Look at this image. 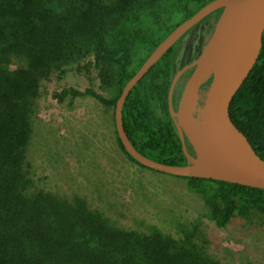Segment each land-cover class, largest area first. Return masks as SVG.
I'll return each instance as SVG.
<instances>
[{"label":"trees","instance_id":"16d2710c","mask_svg":"<svg viewBox=\"0 0 264 264\" xmlns=\"http://www.w3.org/2000/svg\"><path fill=\"white\" fill-rule=\"evenodd\" d=\"M168 1L0 0V264H223L198 242L200 217L181 222L180 238L157 227L142 233L114 225L82 196L33 190L27 152L42 80L73 69L89 72L90 57H95L103 84L114 91L112 97L74 86L54 91L53 97L64 101L91 96L116 107L136 72L129 71L132 50L150 43L149 56L180 23L212 0L181 3L183 15L174 23ZM161 29L164 33L157 37ZM181 39L135 85L123 107L124 126L135 147L154 160L176 165L189 164L190 159L167 104L154 100L157 81L151 76L158 68L172 71V52ZM230 113L264 159V34ZM118 141L132 158L119 137ZM189 179L191 188L202 189L210 216L220 227L235 216L247 217L253 208H264L262 188Z\"/></svg>","mask_w":264,"mask_h":264},{"label":"rangeland","instance_id":"374dc122","mask_svg":"<svg viewBox=\"0 0 264 264\" xmlns=\"http://www.w3.org/2000/svg\"><path fill=\"white\" fill-rule=\"evenodd\" d=\"M186 1H168L171 23L182 17L179 5ZM219 16L211 14L183 36L176 47V68L202 53ZM149 44H138L132 50L130 72H135L148 56ZM90 58L89 72H57L40 84L27 152L33 190L44 189L67 198L82 196L94 212L114 225L142 233L157 227L164 234L180 238L181 222L200 217L198 242L223 264H264V208H253L247 217L235 216L225 227L218 226L210 216L202 189L191 188L189 177L149 168L126 155L116 133L114 105H104L91 96L64 101L53 97L54 91L69 86L91 87L107 97L114 95L103 84L97 59ZM210 78L211 74L202 84L203 92L200 90L202 105ZM186 151L193 161L197 152L188 141Z\"/></svg>","mask_w":264,"mask_h":264},{"label":"water","instance_id":"95a60500","mask_svg":"<svg viewBox=\"0 0 264 264\" xmlns=\"http://www.w3.org/2000/svg\"><path fill=\"white\" fill-rule=\"evenodd\" d=\"M221 10L214 32L204 50L191 64L180 69V75L194 66L176 107L171 106L183 148L187 141L205 165H176L154 160L141 153L132 143L123 122V107L135 85L191 29L202 20ZM222 34V38L219 36ZM264 34V0H212L193 16L180 23L150 53L139 69L125 84L116 101L115 124L118 137L133 159L149 168L180 177H197L228 181L264 189V159L256 152L248 137L234 123L230 105L255 63ZM255 36L258 50L246 64L249 40ZM205 68L211 69V81L204 100L200 132L187 125L186 116L196 76ZM207 78V77H206Z\"/></svg>","mask_w":264,"mask_h":264},{"label":"flooded vegetation","instance_id":"af4514ba","mask_svg":"<svg viewBox=\"0 0 264 264\" xmlns=\"http://www.w3.org/2000/svg\"><path fill=\"white\" fill-rule=\"evenodd\" d=\"M176 57H177V52L174 50L172 52V71H170L171 68H158L154 73L153 76H151V79L154 78L156 82V88L154 89V100H160L162 104H167V108L171 114V116L174 118L175 117L172 115L171 111V106L173 105L174 107L177 106L179 99L182 95L183 88L190 77L192 71L194 70V66L188 68L185 70L180 77L178 78L174 90H173V95L171 93L172 90V82L177 74V72L185 67L186 65L191 64L196 58L192 59L188 63L182 65L179 68H176ZM139 69V68H138ZM137 69V70H138ZM136 70V71H137ZM204 88L201 86V91L203 92Z\"/></svg>","mask_w":264,"mask_h":264},{"label":"bare ground","instance_id":"6f19581e","mask_svg":"<svg viewBox=\"0 0 264 264\" xmlns=\"http://www.w3.org/2000/svg\"><path fill=\"white\" fill-rule=\"evenodd\" d=\"M219 38H222V34H220ZM257 50V39L255 36H252L248 43L246 64H249V62L252 61V55L253 53H256ZM210 73L211 69L205 68L196 76L192 85L191 99L187 110L186 121L188 127L197 132L201 131L204 114V105H202L201 98L202 92H200V90L203 82ZM194 163L195 165H205L206 161L202 155H197Z\"/></svg>","mask_w":264,"mask_h":264}]
</instances>
